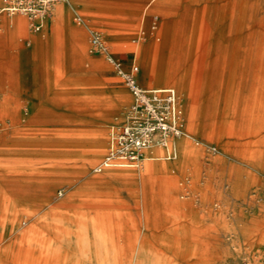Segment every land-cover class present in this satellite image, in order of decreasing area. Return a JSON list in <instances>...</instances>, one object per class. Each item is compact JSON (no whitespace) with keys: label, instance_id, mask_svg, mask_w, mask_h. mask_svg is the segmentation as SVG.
<instances>
[{"label":"rangeland","instance_id":"1","mask_svg":"<svg viewBox=\"0 0 264 264\" xmlns=\"http://www.w3.org/2000/svg\"><path fill=\"white\" fill-rule=\"evenodd\" d=\"M90 30L141 86L176 90L193 151L171 176L93 173L131 97ZM95 263L264 264V0H66L38 32L0 15V264Z\"/></svg>","mask_w":264,"mask_h":264},{"label":"built area","instance_id":"2","mask_svg":"<svg viewBox=\"0 0 264 264\" xmlns=\"http://www.w3.org/2000/svg\"><path fill=\"white\" fill-rule=\"evenodd\" d=\"M39 4H27L31 15L33 30L42 28L43 18L53 2L64 0H38ZM21 5V4H20ZM33 6V7H31ZM35 6V7H34ZM27 9V8H26ZM156 19V18H155ZM155 22L151 30H155ZM140 27L132 43L138 45L145 37ZM90 53L101 55L116 76L127 88L131 103L121 117L115 118L108 126L106 150L94 173L113 168H139L148 160H175V142L184 136L183 111L174 88H143L138 83L139 68L134 63L125 69L116 58L100 32L89 31Z\"/></svg>","mask_w":264,"mask_h":264},{"label":"crops","instance_id":"3","mask_svg":"<svg viewBox=\"0 0 264 264\" xmlns=\"http://www.w3.org/2000/svg\"><path fill=\"white\" fill-rule=\"evenodd\" d=\"M157 0H150V4H152V3H154V2H156ZM60 14H61V19H62V21L65 19V17H66V15L68 14V9L66 8V6L64 5L60 10ZM18 20H19V18H17L15 21H13L11 24H10V27L12 28V30H14L16 33H20V32H18V30H17V24H18ZM55 21H56V14L54 13L49 19H48V24L50 23V24H54L55 26H56V24H55ZM61 21V22H62ZM125 22V21H124ZM122 23V28H129L130 27V24L126 21L125 23ZM140 29V28H139ZM78 32H80L81 33V31L80 30H77ZM45 37H50V35H47V32L45 31V32H43V34H42V38H44L45 39ZM51 38V37H50ZM45 41V40H44ZM159 54H161V53H157V54H155V55H159ZM139 83V82H138ZM140 85V84H139ZM141 86V85H140ZM141 87H143V86H141ZM143 88H145V87H143ZM124 95H125V91H121L120 92V97H119V99L121 100V102H122V100H123V98H124ZM188 110H191L190 111V114H189V116H190V119L193 121V114H191L192 113V107H188ZM216 128V132H220V129H219V126H216L215 127ZM189 137H191L188 133H186ZM96 142L97 143H94V145L95 146H99V147H101L100 145H102V139L100 138V139H97L96 140ZM175 145H176V149H177V155H176V158H175V160H176V162H174V163H167V162H162L161 160H154V159H152V160H149V161H147L145 164H143L144 165V168H143V171L139 174V175H144V174H146V173H150L149 175L151 176V177H166V176H171L170 174H171V172H175V170H176V167H178L179 166V164L181 163V161H183L184 159H186V157H187V153H191L193 150L190 148V143H189V141H188V139H178L176 142H175ZM101 149H102V147H101ZM100 149V150H101ZM196 153H198V154H200V152L198 151V152H196ZM182 159V160H181ZM94 170V169H93ZM120 170H122V169H120ZM125 170V169H124ZM108 171H118V169H110V170H106L105 172H104V175H106V173L108 172ZM131 171V170H130ZM104 175H102V176H104ZM109 179V178H108ZM111 179V178H110ZM144 183H145V180L143 179V180H140L139 181V184L141 185V188L143 189V192H144V197L146 196V189H145V187H144ZM233 189L234 190H236V188H235V185L233 186Z\"/></svg>","mask_w":264,"mask_h":264},{"label":"bare ground","instance_id":"4","mask_svg":"<svg viewBox=\"0 0 264 264\" xmlns=\"http://www.w3.org/2000/svg\"><path fill=\"white\" fill-rule=\"evenodd\" d=\"M27 2V4H39V1L38 0H35V2L34 3H32L31 1L32 0H6L5 1V3H8V4H4L1 8H0V15L1 14H3V13H8L9 12V14H11V15H14V13H16V12H20L21 14H23V15H25L26 17H28L29 18V20H30V26L32 25V20H31V15L30 14H28L27 12L29 11L28 10V8H29V6L28 7H26V6H22V3L23 2ZM52 1H58V0H52ZM63 1V0H62ZM64 1H66V0H64ZM21 4V5H20ZM56 6V2H53V4H51L49 7H48V12H47V14L44 16V18H43V22H44V19H45V17L48 15H50V12L52 11V9L54 8ZM31 7H33V6H31ZM35 7V6H34ZM27 8V9H26ZM61 8H58V9H56L55 10V14H56V21H55V24H56V26L58 25H60V23H61V21H62V19H61V14H60V10ZM42 27H43V24H42ZM24 28H25V22H24V20L23 19H21V18H19V20H18V24H17V30H18V32H20V33H22V31L24 30ZM42 29V28H41ZM40 29V30H41ZM39 30V31H40ZM72 34L74 35V36H78V33L76 32V31H74V30H72ZM153 48V47H152ZM151 47H146V48H144V50H143V56L146 58V59H148L150 56H152V54H157V53H161L158 49H152ZM185 138V139H190L191 137H189L185 132H184V136H182L180 139H182V138ZM192 139V138H191ZM100 149H101V147H97V146H95V145H93L92 146V148H91V150L92 151H94V150H96V152H100ZM92 161V160H91ZM149 161V160H148ZM147 161H145L143 164H145ZM141 165L139 168H141V167H143L144 168V165ZM138 168V169H139ZM114 169V168H113ZM115 169H134V168H115ZM106 170H110V169H106ZM106 170H104V171H106ZM93 173H94V171H93ZM102 173V172H101ZM84 194H86V193H84ZM87 195V194H86ZM86 197V196H85ZM90 197V196H89ZM194 221H192V223H193ZM196 225V224H195ZM151 245V244H150ZM103 251V250H102ZM145 257H146V259H149V260H151V261H159L161 258H162V256H160V255H158V254H153V253H150V252H145V255H144ZM96 264V263H95Z\"/></svg>","mask_w":264,"mask_h":264}]
</instances>
